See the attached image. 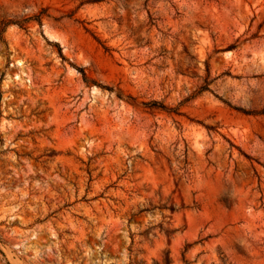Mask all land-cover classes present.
Segmentation results:
<instances>
[{"label":"rangeland","instance_id":"1","mask_svg":"<svg viewBox=\"0 0 264 264\" xmlns=\"http://www.w3.org/2000/svg\"><path fill=\"white\" fill-rule=\"evenodd\" d=\"M166 252L264 264V0H0V264Z\"/></svg>","mask_w":264,"mask_h":264},{"label":"trees","instance_id":"2","mask_svg":"<svg viewBox=\"0 0 264 264\" xmlns=\"http://www.w3.org/2000/svg\"><path fill=\"white\" fill-rule=\"evenodd\" d=\"M36 19L41 22V17L40 16H38ZM9 22H13V21H9ZM202 90H205V88H202ZM145 105H147L149 107H153V108H160V109L166 110L168 112H174V113H177V114L179 113L177 111L178 109H173L171 107H167L163 103H159V102H156V101L155 102H151V103H145ZM173 210H175V209L173 208ZM184 259H185V257H184ZM185 261L187 262L186 259H185ZM154 262H155V264H174V260L170 256L169 252H166V255L164 256V258L162 260L155 259ZM187 264H188V262H187ZM224 264H227V260L226 259H224Z\"/></svg>","mask_w":264,"mask_h":264}]
</instances>
